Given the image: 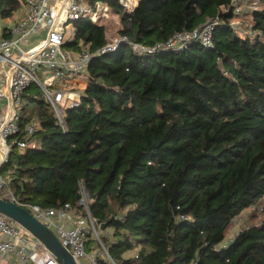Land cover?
Returning <instances> with one entry per match:
<instances>
[{
    "label": "trees",
    "instance_id": "1",
    "mask_svg": "<svg viewBox=\"0 0 264 264\" xmlns=\"http://www.w3.org/2000/svg\"><path fill=\"white\" fill-rule=\"evenodd\" d=\"M23 1L0 0V17L15 18ZM100 1L118 15L117 35L147 47L217 18L212 46L125 44L93 57L65 130L30 86L19 125L37 131L18 137L36 147L11 145L4 192L85 215L81 183L102 225L100 264H264V0L244 11L245 33L233 0H138L131 12ZM74 27L67 48L94 51L108 40L105 25L80 18ZM262 201L225 241L233 220Z\"/></svg>",
    "mask_w": 264,
    "mask_h": 264
},
{
    "label": "built area",
    "instance_id": "2",
    "mask_svg": "<svg viewBox=\"0 0 264 264\" xmlns=\"http://www.w3.org/2000/svg\"><path fill=\"white\" fill-rule=\"evenodd\" d=\"M116 1L123 10L131 12L138 0ZM237 1L233 0L235 12L240 11ZM259 1L253 0L252 3L257 6ZM21 10V16L4 18L6 25L0 30V169L9 159L12 144L19 148L36 147L35 142L18 137L22 131L28 135L37 131L34 122L26 124L24 129L19 125L20 113L25 106L24 95L30 86L38 87L39 95L53 109L56 124L65 130V110L79 105L81 85L78 81L93 57L111 54L125 44L136 52H165L196 41L210 47L213 30L218 23L217 18L208 19L193 30L174 32L165 42L150 47L132 42L124 35H116L94 51L85 48L76 51L63 48L66 41L73 40L75 27L69 37L65 36L68 22L86 18L96 25H105L113 14L108 3L100 0L92 3L24 0ZM6 187L7 182L0 170V197L26 207L57 235L76 261L84 258L87 264H100L99 251L87 248L90 233L108 256L99 238L98 224L88 210V192L81 183L78 201L83 205L85 215L67 203L58 208L20 203L10 190L4 192ZM0 264L60 263L38 238L0 213Z\"/></svg>",
    "mask_w": 264,
    "mask_h": 264
},
{
    "label": "water",
    "instance_id": "3",
    "mask_svg": "<svg viewBox=\"0 0 264 264\" xmlns=\"http://www.w3.org/2000/svg\"><path fill=\"white\" fill-rule=\"evenodd\" d=\"M77 197H79V193ZM0 213L11 218L34 237L38 238L60 264H78L57 235L39 221L26 207L0 197Z\"/></svg>",
    "mask_w": 264,
    "mask_h": 264
},
{
    "label": "rangeland",
    "instance_id": "4",
    "mask_svg": "<svg viewBox=\"0 0 264 264\" xmlns=\"http://www.w3.org/2000/svg\"><path fill=\"white\" fill-rule=\"evenodd\" d=\"M241 2L240 4H238V6L240 7V13L243 15L242 16V20H241V17H240V20L242 21L241 22V25H240V21H236L235 23L237 25H240V30L242 33H245L246 30H247V26H248V20H247V14H244V11L248 8H252V6H256L255 4H253V0H238V2ZM260 5V4H258ZM18 14H16V17L18 16H21L22 15V10L20 9V11L17 12ZM244 17V18H243ZM6 25V22L0 18V30ZM106 37L107 39H111L113 38L114 36H116V32H117V29H119L120 27V21H119V17L118 15L116 14V12L113 10V14L110 15L109 19L106 21ZM74 27V22L72 21H69L68 24H67V27L65 29V36L66 37H69L70 36V33H71V30L73 29ZM64 49L67 48V46L64 45L63 47ZM78 85H83V82H84V78L83 76L81 75L80 76V81H78ZM80 86V87H81ZM30 90H34L37 92L36 88H35V85H32V87L30 88ZM8 191V190H7ZM5 191V192H7ZM263 204V201L258 203L257 205H253L249 208H247L246 210H244L239 216H237L231 226H230V229L226 235V238H225V241H227V239H230L232 238L233 236H235V234L241 229L244 227L245 224L249 223L247 222L248 221V218L250 217V214H254V213H257V209L261 207V205ZM96 227L98 228L97 231L99 233V229H100V226L96 225ZM90 239H92V233H90ZM91 247H93L94 249L98 250L100 252V255H105V253L103 252V250L101 249V246L99 244V242H91L90 244ZM77 262L78 264H87V261L84 259V258H79L77 259Z\"/></svg>",
    "mask_w": 264,
    "mask_h": 264
}]
</instances>
